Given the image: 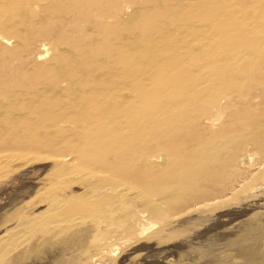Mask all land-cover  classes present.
<instances>
[{
    "label": "bare ground",
    "instance_id": "bare-ground-1",
    "mask_svg": "<svg viewBox=\"0 0 264 264\" xmlns=\"http://www.w3.org/2000/svg\"><path fill=\"white\" fill-rule=\"evenodd\" d=\"M89 1L0 0V166L9 160L3 148L22 152L35 141L33 151L52 146L37 158L58 171L48 190L0 218V264H113L123 246L189 241L211 217L204 211L212 194H200L201 185L249 133L240 145L250 146L253 169L230 191L264 185V136L253 133L264 130V0H155L141 10L137 3L98 32ZM141 13L162 20L131 35ZM47 18L51 39L67 27L66 44L79 52L55 60L50 76L27 73L22 56L5 63L23 44L42 63L50 44L35 39ZM228 112L234 132L227 119L223 133L189 139L193 127L221 128ZM256 230V238L228 233L237 239L219 248L226 257L202 249L203 264H264V226ZM168 255L161 250L149 264H187L185 252L178 262Z\"/></svg>",
    "mask_w": 264,
    "mask_h": 264
},
{
    "label": "rangeland",
    "instance_id": "rangeland-1",
    "mask_svg": "<svg viewBox=\"0 0 264 264\" xmlns=\"http://www.w3.org/2000/svg\"><path fill=\"white\" fill-rule=\"evenodd\" d=\"M133 1H131V0H95V2L93 0L89 1L90 2V8L92 6L91 4H93V3L96 4V7H95V5L92 6L93 8L91 10H93L94 12H97L94 14L99 15L97 20L99 21L101 19V21H102L103 19L104 20L106 19L105 21L103 20L104 26H102L103 22L102 23L100 22L102 24L101 25L95 19L97 17L92 16V19H95L96 21L92 20V24L90 27L91 28L94 27L93 29L97 28L100 31L99 28L103 29V27L113 26L114 24H116L117 21L119 20L118 18H120V16L123 20L128 18V16L133 14L137 3L143 4L141 6L137 5L139 7L138 9H140V8L143 9L144 8L143 6L152 7L155 3V0H142L143 2H140L141 0H139V1L135 0L134 3H136V4H134L135 5L134 6V5H132ZM151 1H152V4L150 3ZM173 3H175V2L173 1ZM12 4H13V2H12ZM150 4H151V6H150ZM114 7H117L118 11H117V9H116V11L119 12L120 14L119 13L116 14L117 12H115ZM10 10H12V8H10ZM4 11H9V10L6 9ZM141 14H140V16H141ZM100 16H102V18ZM78 17H79L78 15L73 17V18L68 17L69 19L67 22L69 24L74 23V21ZM150 18L151 19L154 18V20L152 19V21L150 22V20H151ZM150 18L148 20H146L147 18H144V15L142 14V16L140 18L141 21L138 20L134 24L135 27L133 25L135 30L130 29L131 32L129 30V31H127V33L128 34L131 33V35L134 34V36H136L137 34L141 35L144 26L147 27L149 24L153 25V22L155 25L157 21L162 20L160 18V16H158V15H154L153 17H150ZM144 20L146 22H144ZM155 20H156V22H155ZM147 22H150V23H148V25L146 26ZM96 23L98 24V26ZM141 23H143V24L145 23V25H143V27H142ZM105 24H106V26H105ZM94 25L97 27H95ZM152 25H149L148 27H150ZM139 27H140V29H139ZM98 30L95 29V32H98ZM36 32H37V36H36L37 38L35 39L36 42L39 41L38 40L39 38H41L50 44L49 53L45 54L42 57V59H43L42 63L34 62V59L30 58V54H32V52H33L32 51L33 45H31V44H26V45L23 44L20 49L15 48L13 51L14 54L9 56V60L6 61L5 63H10L12 65L17 56H22V57L26 58V60H27V64L25 65V71L27 73H31V74L32 73H41L45 76H50L54 70V67H52V65L54 64L55 60L64 58L66 56L67 52H77V53L79 52L75 43L71 44V45L66 44L65 36L67 34V27L65 30H63L60 33L58 41H56V39L55 40L51 39L50 35L54 34V30L52 28V25L50 23L49 18H47L44 22H42V25L37 28ZM133 32H137V33H133ZM47 38L50 39V41H47ZM13 42H14V44L11 45V48H13L16 45L15 39H13ZM56 44H59V45L56 46ZM64 45H66V46H64ZM90 45H91V42H89V46ZM227 115L229 117L228 116L225 117V119H224L225 123L224 122L222 123L224 125H221V128H217L215 130L216 132L214 130L203 131L201 128L193 127V129L190 131V134L188 135V136H190L189 139L191 141H192V139L195 141L197 139L199 140V139H202L205 137L208 138L207 136L209 134H210V137H212V136H214L213 135L214 133H217V134L219 132L223 133V130L225 129V125L227 123L226 122L227 119H229V121H228L229 123H227V124H230V127L227 130V133L228 132H234L235 127L238 125V124L235 125L234 123L233 124L231 123L234 120H236L235 117L233 116L234 113L232 112L231 114L229 113ZM232 118H233V120L230 121V119H232ZM218 129H219V131H218ZM221 129H223L222 132H221ZM253 133H255L256 137H258V138H261L264 136V130L260 131V133L259 132H253ZM250 134H252V133L246 134L244 136V138L242 139V141L234 142L232 144L233 147L232 146L228 147L229 150L226 153V155H225L226 157L223 159V164H222L223 165L222 167L225 166L226 169L225 168L223 169L222 167H219V166L214 167L212 169V173H214V175L210 171L209 174H212V176H210L211 178L209 177V180H207L206 183L201 185V191L202 192L200 191L201 192L200 194H203L207 191L211 192V193H208V195L212 194L211 197L208 198V200H212L211 204L212 203L213 204L211 206L207 207L204 211V213L209 214L211 217L209 218V221H207L206 223H204L203 226H201L202 228L199 227L197 229V231H196L197 233L193 234L194 236L192 235L190 237L189 241H186L183 243L173 242L170 245L165 246V247L164 246L161 247V245H159V243H157V242H150V241H146V242H143L140 244H135V245L132 244V246L129 245L128 247L123 246L122 249L119 251L118 256H116V261L113 264H149V263L153 262L154 259L157 258L156 256L161 253V250L162 251H165V250L169 251L170 255H168V259H170L173 262L174 261L178 262L177 260L180 259V258H178V254H180L181 252L182 253L185 252V257H186L185 263H187V264H203L202 251L204 249L206 250V253L208 255L213 254V252L219 253L220 252L219 250L221 248L225 247L226 245H228L229 242H231L230 240L237 239V237L235 238V234L233 237H230V239H229V235L230 236H231V234L233 235V232H231V231H234V230L239 228V230H240L239 233L242 236L246 235L245 237L251 236L250 238H254V237L256 238V236H258L260 233V232H258L259 230L257 231L256 229L258 227L263 228V226H264L263 221L261 222L263 224L258 222L260 224L259 225L257 223V220H259V218H261V217H262V220H264V185L263 186H261V185L257 186V188L254 187L255 188V189L253 188L254 190H252V189H251V191L248 190L247 193L245 192V194H242L241 191L239 190L240 188H238V187L236 188V189H238V191H230V190L234 189V187H236V185H238V184L243 185V181H244L243 178L246 177L245 174L246 173L248 174V172L252 171V169H253V168L252 169L250 168L251 161L249 159V153H248L250 150V146H247V147L244 146L245 147L244 150H241L242 149L241 147H243L242 146L243 143L247 142L250 138H252ZM31 143H33V144L32 145L30 144V146H24L26 148L23 147L20 150H22V152H24V151H26V149L28 147L30 148L31 146H34V145L36 146V144H37L35 141H33ZM240 144H242V145H240ZM51 147L52 146H50L48 144H44V145L39 146V148H41V150L38 148L40 151H38L36 149L33 151V149L30 148L31 151H29L27 149V151L24 153L19 151V148H6V147L3 148L4 151H8L6 153L4 152L3 155L4 154L8 155L7 158H9V160H8L6 165L4 163L3 165L0 166V218H1V220L4 219V217H6L9 213L14 211L16 208H18L23 202L25 203L28 200L30 201L31 198L32 199L34 198L33 196L36 197V195H39L40 193L45 192V190H48L52 186L53 181L56 178V175H58V171H57V169L54 165V162L52 160H46L45 159L46 157H48V155L46 153L49 154L48 150L50 151ZM47 148H48V150H47ZM237 148L240 152H238L236 150ZM246 148H247V150H245ZM14 149H17L19 152L14 150ZM43 149L44 150L46 149L45 152H43L44 151ZM35 151L37 154H38V152L41 153V151H42L43 153H41V154H46L44 156L45 158L38 159L37 156H39V154L38 155L34 154ZM237 153H239V154H237ZM227 154H229V155H227ZM34 155H35V157H34ZM225 161H226V165L224 164ZM161 162H160L161 164H165L166 161L165 162L161 161ZM169 164H171V163L166 162L165 168H167V166H169ZM219 168L220 169L222 168V169L219 170ZM217 170L220 172V173L218 172V174L223 173L222 174L223 177H221L222 175H219L220 176L219 177L218 174H216ZM156 171H157V169L154 172L155 174L159 172V168H158V171L157 172ZM242 171L245 172L244 175H243ZM162 172H163V170L160 171V173H162ZM160 173H158V174H160ZM226 178H227V180H226ZM217 182H219V183H217ZM228 183H229V185H228ZM245 183H248V180L247 181L245 180ZM216 184L222 185V187H219ZM212 185L215 186V188H213V189L218 190V188H221V191L219 193L218 192L213 193L215 191L210 190V188H211L210 186H212ZM238 193L240 195H238ZM13 208H15V209H13ZM200 217H202V216L200 215ZM255 219H257V220H255ZM250 220H253L254 222L252 221V223H254V224L250 223ZM256 224H258L257 228L255 227ZM235 227H237V228H235ZM240 227H241V229H240ZM243 230H245V233ZM249 230H250V232L251 231L252 232L250 233ZM253 231H254L255 235L252 234ZM225 233H226V235H225ZM228 233H231V234H228ZM246 233H248V234H246ZM4 234H5L4 230L0 231V237H2ZM201 240H202V242H201ZM216 240H217V244L219 246L214 243V242H216ZM220 240H222L223 243L220 242ZM226 240H227V242H225ZM223 244H224V246H223ZM207 247H209V248H207ZM183 250H184V252H183ZM190 251H192L194 254ZM154 254H155V257L152 256ZM172 254L174 257L172 256ZM224 254L228 255L229 253H227L226 251H221L219 253L220 256L218 255L217 257H222ZM175 256H176V259H175ZM223 257H226V255H224ZM203 259H204V257H203Z\"/></svg>",
    "mask_w": 264,
    "mask_h": 264
}]
</instances>
